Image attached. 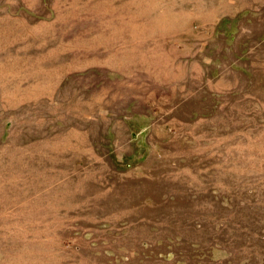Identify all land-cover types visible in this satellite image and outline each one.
I'll list each match as a JSON object with an SVG mask.
<instances>
[{
    "label": "rangeland",
    "instance_id": "obj_1",
    "mask_svg": "<svg viewBox=\"0 0 264 264\" xmlns=\"http://www.w3.org/2000/svg\"><path fill=\"white\" fill-rule=\"evenodd\" d=\"M0 264H264V0H0Z\"/></svg>",
    "mask_w": 264,
    "mask_h": 264
}]
</instances>
